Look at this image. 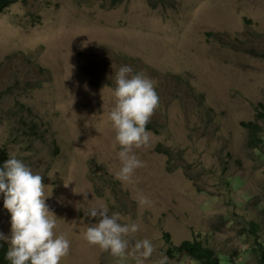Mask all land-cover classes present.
Instances as JSON below:
<instances>
[{"label":"rangeland","instance_id":"rangeland-1","mask_svg":"<svg viewBox=\"0 0 264 264\" xmlns=\"http://www.w3.org/2000/svg\"><path fill=\"white\" fill-rule=\"evenodd\" d=\"M29 1L0 13V147L42 175L55 231L70 241L60 264H159L162 256L193 264L169 252L192 238L235 264H259L264 145L251 143L244 122L264 103V0H201L197 11L194 0ZM49 20L74 27L59 33ZM99 48L115 67L106 87L83 69ZM124 65L149 77L159 96L156 130L134 149L143 166L128 184L115 177L120 146L108 120ZM74 189L88 191L89 201ZM4 199L0 192V232L10 237ZM99 204L121 223H137L134 237L149 239L153 255L118 258L84 240L96 218L83 208Z\"/></svg>","mask_w":264,"mask_h":264},{"label":"clouds","instance_id":"clouds-1","mask_svg":"<svg viewBox=\"0 0 264 264\" xmlns=\"http://www.w3.org/2000/svg\"><path fill=\"white\" fill-rule=\"evenodd\" d=\"M18 1L0 0V13ZM200 1L192 2L195 11L199 8ZM171 7L176 9L177 5L173 4ZM217 13L221 14L222 12L218 11ZM177 15L175 12L169 13V17L174 20ZM36 16L38 21L43 23L42 14L39 12ZM49 25L57 27L59 33H68L74 27L72 24H66L63 20H57L56 24H52L49 20ZM214 35V33L210 34L212 37ZM87 54L90 61L83 66V69L92 78L101 82V87H106L114 74V63L106 64L100 60L102 56L100 48L94 54ZM97 70H101L102 74L104 72L106 77L93 74L98 72ZM111 95L114 99L113 107L108 113V120L115 132L113 147L116 144L120 146L117 153L120 167L116 171L115 177L123 184H128L132 182L136 169L143 166V162L135 154L134 149L148 144L150 133L147 130H156V121L151 116L159 105V96L154 82L149 77L136 70L133 72L132 68L127 65L116 70L115 88L112 89ZM260 105L261 108L256 115L255 122L259 123L260 134L264 136V120L258 119V114L261 111L264 112V103ZM18 119L27 124L24 115H20ZM0 153L2 154L0 163L3 164V167L0 168V192L5 195L4 207L11 213V236H5L0 232V240L9 242H7L8 251L5 255L7 261L9 264H60V261L69 254L70 241L65 233L57 234L55 231L57 216L49 210L45 202L47 195H45L42 175L34 174L30 167L2 146ZM92 162L95 165L96 160H92ZM97 167H101V165L99 164ZM67 185L68 183H65V186ZM73 191L77 194L82 193L84 201H89L88 191L77 192L75 189ZM136 199L141 205L148 203L147 198L142 195H138ZM83 210L85 217L96 218V222L91 223L82 233L83 239L89 244L110 252L114 257L123 258L126 255H134L142 261L150 258L156 251L154 244L149 239H135L134 234L139 230V225L134 222L121 223L122 218L119 212L109 215L108 208L104 204L92 205L83 208ZM252 223L253 227L257 228L253 229L254 233H258L259 227L254 224L258 226L260 224ZM257 239L263 241L259 235ZM186 240L203 239H184L179 244H172L169 247L170 255L173 257L179 255L181 260L190 258V262L198 264L192 260L190 254L178 252V248ZM206 246L214 248L208 244ZM215 250L218 256L229 257L235 261L233 255L219 253L217 249ZM166 261L167 257L162 256L159 264H166Z\"/></svg>","mask_w":264,"mask_h":264},{"label":"trees","instance_id":"trees-1","mask_svg":"<svg viewBox=\"0 0 264 264\" xmlns=\"http://www.w3.org/2000/svg\"><path fill=\"white\" fill-rule=\"evenodd\" d=\"M258 119L264 120V112L261 111L258 114ZM258 122L250 121L249 123H244L245 126L248 127L250 135H251V143H254L255 145L257 142L262 143L264 145V136L260 134V127L258 125ZM259 155L264 156V150L260 148ZM2 154L0 153V157ZM3 167V164L0 163V168ZM254 226L259 227L257 224H254ZM259 247H256L258 258H259V264H264V244L263 241L260 239H257ZM179 253H188L193 258L195 262L198 264H235V261H233L229 257H221L218 256L216 250L211 247L206 246L204 240H198V241H192V240H186L179 248ZM8 251V244L5 240H0V264H9V262L6 259ZM187 254V255H188Z\"/></svg>","mask_w":264,"mask_h":264}]
</instances>
